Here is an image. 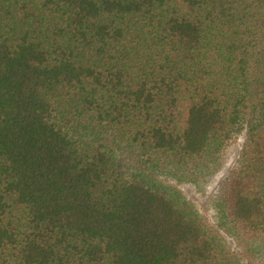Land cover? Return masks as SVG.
<instances>
[{
    "label": "trees",
    "instance_id": "obj_1",
    "mask_svg": "<svg viewBox=\"0 0 264 264\" xmlns=\"http://www.w3.org/2000/svg\"><path fill=\"white\" fill-rule=\"evenodd\" d=\"M238 139L215 229L168 182ZM243 260L264 264V0H0V264Z\"/></svg>",
    "mask_w": 264,
    "mask_h": 264
},
{
    "label": "rangeland",
    "instance_id": "obj_2",
    "mask_svg": "<svg viewBox=\"0 0 264 264\" xmlns=\"http://www.w3.org/2000/svg\"><path fill=\"white\" fill-rule=\"evenodd\" d=\"M241 143V139L234 141L220 158L218 165L213 168V173L206 176L203 180L195 183L168 182V185L179 191L182 198L190 203L209 225L215 229L218 217L215 198L222 181L240 157ZM225 239L230 248L239 253L236 244L228 237H225ZM242 264H246V261L243 260Z\"/></svg>",
    "mask_w": 264,
    "mask_h": 264
}]
</instances>
